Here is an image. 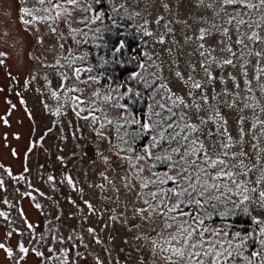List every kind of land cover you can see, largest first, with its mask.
<instances>
[{
  "label": "snow or ice",
  "instance_id": "6c2138e0",
  "mask_svg": "<svg viewBox=\"0 0 264 264\" xmlns=\"http://www.w3.org/2000/svg\"><path fill=\"white\" fill-rule=\"evenodd\" d=\"M196 3L212 11V24L198 28L195 36L185 35V44L193 46L192 52L167 49L169 70L183 82L185 95L168 86L167 78L162 75L165 61L158 53L130 52L123 39L112 47L104 41L105 32L119 29L121 21L133 19L126 9L121 11L123 5L121 9L112 6L110 25L104 23L102 12L88 15L101 0L84 3L82 0H33L31 9L20 8V19L30 28L43 24L57 37L53 47L60 49L59 58L54 64L45 65L54 68L60 76L59 87L51 95L57 100L63 97L73 106L78 118L91 120L100 139L106 140L105 133L109 128L114 129L118 143L109 141V145L118 156L132 153L120 157L128 161L130 170L120 177L121 186L127 193L135 191L138 204L133 205V216L146 222V227L134 226L143 229V234L136 239L142 242L139 246L147 250L154 264H234L238 259L242 264H264V220L253 217L258 230L249 233H230L226 222L217 227L209 223L213 217L226 221L238 212L250 214L251 205L264 209V0H196ZM74 12L84 15L76 20ZM217 19L221 21L219 25L215 23ZM61 20L67 27L66 34L60 28ZM163 20L164 17H157L154 23L159 26ZM74 21L87 30L73 28ZM199 22L207 24L208 20L202 17ZM147 24L145 20L137 27L143 43L147 45L148 40L144 38H151L163 45L164 34L149 30ZM163 26L167 33H172L168 23ZM213 30L221 36L216 48L206 45ZM69 38L77 47H66ZM82 44L106 51L97 53L96 63H92L91 53L82 49ZM181 54L200 57L196 63L186 62V76L178 67L172 68L178 65ZM0 57L5 54L0 53ZM127 65H133L134 69L123 81L116 82L113 73ZM229 67L237 72L225 75L224 69ZM217 68L220 75L213 72ZM101 79L112 81L106 88L100 86L103 91L93 88ZM217 81L224 87L217 90L214 87ZM229 82L231 88L227 86ZM88 89L92 91L86 95ZM257 91L260 96L255 95ZM221 105L237 114L235 134L227 127ZM135 106H142V116L133 111ZM109 110H115V119L109 118ZM82 112L87 114L81 116ZM54 114L60 115V107ZM0 119L8 124L6 118ZM15 138L20 139L19 135ZM142 138H147L148 143L142 153L135 154L133 144ZM32 147L35 145H30L29 151ZM156 149H161L162 154L156 155ZM12 154L16 155L15 150ZM103 159L107 163V157ZM157 165H164L166 170L156 171ZM7 174L12 176L10 170ZM100 175L114 193H119L105 172ZM14 179L19 181L25 177L21 174ZM48 179L51 181L53 177ZM65 179L75 188L70 177ZM3 186L4 181L0 179V188ZM96 187L102 193L105 191L103 183ZM25 195L31 196V193ZM84 203L90 212L96 211L91 203ZM0 216L7 219L3 212ZM25 223L33 230L32 224L27 220ZM94 231L88 229L89 233ZM11 235L9 232L8 236ZM68 239L74 240V237ZM59 242L63 243V238ZM250 243L258 247L244 255ZM0 249L9 259L13 258L12 249L4 244H0ZM18 250L23 254L20 259L29 252L22 242ZM32 251L44 261L53 258L45 257L36 248ZM67 251L55 257L61 264H67Z\"/></svg>",
  "mask_w": 264,
  "mask_h": 264
},
{
  "label": "rangeland",
  "instance_id": "374dc122",
  "mask_svg": "<svg viewBox=\"0 0 264 264\" xmlns=\"http://www.w3.org/2000/svg\"><path fill=\"white\" fill-rule=\"evenodd\" d=\"M84 2L86 0H82ZM113 5L118 9L123 5L121 11L126 9L133 16V19L125 21L129 22L135 32L138 33L137 27L147 20L149 30L164 34L163 45L147 38L148 44H144V49L160 55L165 61L162 75L167 78L168 86L179 95H185L187 90L183 82L176 79L173 71L169 70L167 49L192 52L193 46L185 44L184 37L195 36L198 28L210 26L213 22L212 11L199 7L196 0H101V4L93 5L94 12L88 15L105 11L111 17ZM22 6L31 9L33 0H27L26 3L25 0H0V53L5 54V57H0L3 60L0 64V118L8 120L5 125L3 119H0V165H3L0 167V179L4 181V186L0 188V212L7 216V219L0 216V244L6 245L14 253L13 258L9 259L5 251L0 249V264H61L55 257L63 250H68L67 264H98V261L100 264H154L147 250L139 246L142 242L136 239L143 234V229L134 226L146 227V222L133 216V205L138 204L135 191L127 193L121 186L120 177L130 170L128 161L120 157L131 156L132 153H120L118 156L117 151L109 145V141L118 143L114 129L109 128L105 133L106 140L100 139L91 120L78 118L73 106L66 103L63 97L57 100L51 95L59 87L60 76L54 68L45 65L54 64L59 58L60 49L53 47L57 37L43 24L36 28L26 26L20 19ZM82 15L80 12L73 13L76 20ZM157 17H164L159 26L154 23ZM202 17L208 20L207 24L199 22ZM107 20L111 23L110 19ZM164 23L169 24L172 33H167ZM215 23L219 25L221 21L217 19ZM72 26L87 30L83 24L75 21ZM60 28L67 33L63 20ZM107 33L110 34L105 32L104 37H107ZM136 36L132 40L135 43L142 42L141 36ZM220 39L221 36L213 30L206 45L216 48ZM67 45L77 47L71 38L67 40ZM80 47L91 53L89 59L95 63L92 53L96 48L92 44H82ZM199 59L198 55L181 54L178 65L172 68L178 67L186 76V62L196 63ZM132 68L134 66H126L120 69L118 76L113 74L117 78L116 82L124 80ZM213 72L215 75L221 74L218 68L213 69ZM229 72L236 73L237 70L224 69L225 75ZM111 82L93 85V88L103 91L104 88L100 86L106 88ZM227 86L231 88V82ZM214 87L219 90L224 85L217 81ZM91 91L88 89L86 95ZM255 95L260 96L259 91ZM58 107L60 115H55ZM133 111L139 116L143 115L142 106H135ZM220 111L228 121V129L235 134L237 114L223 105ZM86 114L82 112L81 116ZM247 114L251 116L250 112ZM108 116L115 119V110H109ZM16 135L20 139H16ZM147 143V138L137 140L133 144L135 154L142 153ZM32 144L35 147L29 151ZM13 150L16 155L12 154ZM155 154H162V150L156 149ZM103 157H107V163ZM7 170L11 171V177ZM155 170L165 171L163 165H157ZM101 172H105L115 183L119 193L112 191V186L102 179ZM21 174L24 180L14 179ZM144 175H148L147 171ZM49 176L53 177L51 181ZM66 177L72 179L75 188L67 182ZM101 183L105 185L103 193L96 187ZM29 192L31 196L25 195ZM84 201L91 203L96 211L90 212ZM249 213L238 212L239 215H245L246 221H238L236 214L231 219L237 225L227 224L232 228L243 229V233H249L248 229L252 232L258 230V226L249 219L256 217L264 220V209L251 205ZM125 216L128 217L126 221ZM113 217L119 219L113 220ZM219 219L209 223L214 227L225 223ZM25 220L34 226L33 230L28 229ZM89 228L94 229V233H89ZM228 230L234 232L230 227ZM9 232L11 236H8ZM69 236L74 237V240H69ZM41 237L44 238L42 241ZM60 238H63V243L59 242ZM97 239L101 242L97 243ZM21 242L29 249L23 259H20L23 254L18 250ZM257 247V244L250 243L244 255H249ZM33 248L43 252L45 257L53 258L44 261L34 254ZM50 248L55 251L49 252ZM234 264H242V261L238 259Z\"/></svg>",
  "mask_w": 264,
  "mask_h": 264
},
{
  "label": "trees",
  "instance_id": "16d2710c",
  "mask_svg": "<svg viewBox=\"0 0 264 264\" xmlns=\"http://www.w3.org/2000/svg\"><path fill=\"white\" fill-rule=\"evenodd\" d=\"M106 18V17H105ZM105 23H109L108 25H110L111 23L109 22V20H107ZM138 33L135 32L131 27H130V24L128 21H123V23H120V28L119 29H114L113 32H110V34L107 33V37H104V41L108 44L109 47H112L114 46L115 44L118 43L119 40L123 39V40H126L127 44H128V50L130 52H140V51H143V50H146L144 49L145 46H144V43L143 41L140 42V43H135L134 38H137ZM145 39V38H144ZM110 43V44H109ZM102 51L105 52L106 49H93V53L92 55L94 56V60H95V63H96V59H95V56L97 53H100ZM127 66H131L133 67V65H127ZM231 68V67H229ZM229 68H226V69H229ZM134 68H132L133 70ZM120 71V68L117 69V71L113 74L117 75L118 76V73ZM115 77V76H114ZM115 80L117 81V78L115 77ZM101 81H103V83H106L107 81H110V80H105V79H101ZM119 81V80H118ZM123 81V80H122ZM100 85V84H99ZM163 168L166 170L165 166L163 165ZM237 219L238 221H244L245 220V215L242 214V215H239L237 213ZM235 217V215L233 216H230L227 218V220L225 221L226 223H230L232 224V226H235L237 225L236 222H232V219ZM219 217H215L213 221L211 222H216L218 220ZM232 218V219H231ZM221 219V218H220ZM219 219V220H220ZM240 225H244L243 223H241ZM231 229L234 230V232H241L243 233V229H239V228H232L230 226ZM249 232H252L250 229H248ZM232 232V231H231ZM233 232V233H234Z\"/></svg>",
  "mask_w": 264,
  "mask_h": 264
}]
</instances>
